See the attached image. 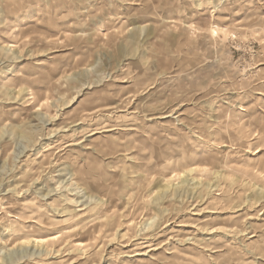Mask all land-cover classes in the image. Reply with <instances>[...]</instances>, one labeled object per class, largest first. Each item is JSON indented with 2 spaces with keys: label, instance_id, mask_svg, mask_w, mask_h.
<instances>
[{
  "label": "rangeland",
  "instance_id": "obj_1",
  "mask_svg": "<svg viewBox=\"0 0 264 264\" xmlns=\"http://www.w3.org/2000/svg\"><path fill=\"white\" fill-rule=\"evenodd\" d=\"M0 264H264V0H0Z\"/></svg>",
  "mask_w": 264,
  "mask_h": 264
},
{
  "label": "bare ground",
  "instance_id": "obj_2",
  "mask_svg": "<svg viewBox=\"0 0 264 264\" xmlns=\"http://www.w3.org/2000/svg\"><path fill=\"white\" fill-rule=\"evenodd\" d=\"M92 135V134H91ZM71 145V144H70ZM69 146V145H68ZM68 146H66V147H68ZM72 146V145H71ZM72 176L74 177V174H72ZM46 241H48V240H44V239H39V238H34V243L36 244V245H38V244H44ZM149 244V243H148ZM141 255H144V254H141Z\"/></svg>",
  "mask_w": 264,
  "mask_h": 264
}]
</instances>
